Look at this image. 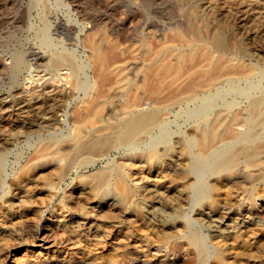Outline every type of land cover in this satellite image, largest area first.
<instances>
[{"label":"rangeland","instance_id":"rangeland-1","mask_svg":"<svg viewBox=\"0 0 264 264\" xmlns=\"http://www.w3.org/2000/svg\"><path fill=\"white\" fill-rule=\"evenodd\" d=\"M70 1L76 6L77 14L70 10L67 0H0V72L7 73L3 69L4 65H9V60L4 59L5 54L17 45L27 59V72L33 81L30 85L25 82L11 85L0 79V103L3 106L0 111V158L3 160L0 264H264V169L250 172L252 178L246 179L239 176L236 169L228 176L207 174L204 177L205 194L198 203L195 191L199 177L190 167L194 159L210 157L218 149H235L239 147L237 145L248 144L252 138L264 142L261 139L264 123L260 120L264 112L255 115L260 117L258 119L245 110L246 103L264 92V0H197L198 3L192 0L186 5L182 0ZM189 11L195 12L193 17L198 15L199 22L195 19L194 26L200 28L202 35L205 33L204 39L193 46L189 41L193 32L185 17ZM72 13L79 21L75 30L67 24L55 25L60 17L66 23L73 17ZM216 39L225 44V49L212 44ZM89 41L100 45V58L94 57ZM146 41L148 45L144 43ZM170 49H175V53ZM56 52H64L79 64L76 89L71 85L72 75L66 67L58 73L49 68L48 60ZM163 55L167 57L164 59ZM239 62L244 63L243 66ZM221 69L225 78L221 76ZM197 77L202 82H198ZM122 85L125 89L120 87ZM89 92L101 100L110 98L109 107L126 100L129 111L151 110L162 118L148 125L130 142L115 143L108 152L105 149V153L82 156L68 165L67 154L73 149L72 138L78 130L73 121L77 122L79 114L84 112ZM142 94L141 106H134V95L143 97ZM62 96L65 100L60 102L62 107L57 114H52L54 118L48 104L53 98L56 101ZM37 101H42L43 106L37 107L34 104ZM219 108L243 109V126L232 127L242 135L240 133L237 139L228 135V138L224 137L226 142L224 138L217 141L218 144L202 155L195 146L199 128ZM49 116L53 118L48 121ZM39 118H45L42 121H47L46 127L39 126ZM109 119L82 128V139L98 135L100 132L95 134L98 128L117 121L113 117ZM51 137L60 140V144L65 141L62 151L66 155L38 160L34 151L37 144ZM150 150L156 154L152 159L144 155ZM263 154H258L256 160L264 161ZM100 173H107L105 181L99 178ZM255 174L258 178L253 181ZM250 178L252 183H249ZM177 197L183 198L178 204ZM189 230L200 233L205 242L203 262H200L199 250L188 241Z\"/></svg>","mask_w":264,"mask_h":264},{"label":"bare ground","instance_id":"bare-ground-1","mask_svg":"<svg viewBox=\"0 0 264 264\" xmlns=\"http://www.w3.org/2000/svg\"><path fill=\"white\" fill-rule=\"evenodd\" d=\"M68 2H69V4H70V6H71V8L72 9H70V10H72L75 14H77V10H76V6L73 4V2L72 1H70V0H67ZM184 3H185V5H186V3L188 4L189 3V1H192V0H182ZM181 1V2H182ZM201 1V0H200ZM209 1V0H208ZM211 1V0H210ZM66 2V1H65ZM196 2H197V0H196ZM180 3V2H179ZM184 3H182V4H184ZM195 3V2H194ZM198 3V2H197ZM33 4V3H32ZM65 4H68V3H65ZM191 5H192V3H191ZM184 6V5H183ZM202 7H203V4L201 5ZM201 6H200V10H201ZM209 6H211V5H209ZM185 7V6H184ZM190 7V6H189ZM199 7V6H198ZM48 8V7H47ZM70 8V7H69ZM186 8V7H185ZM184 8V9H185ZM206 8V7H205ZM43 9H44V7H43ZM187 9V8H186ZM195 9H197V7L195 8ZM199 9V8H198ZM212 9V8H211ZM191 10L193 11V9L191 8ZM199 10V11H200ZM45 11H46V9H45ZM198 11V12H199ZM239 11V10H238ZM184 12V11H183ZM186 12H188V9H187V11ZM185 12V13H186ZM190 12V11H189ZM200 12H202V11H200ZM208 12V11H207ZM74 13H72L71 15L73 16L72 18H69L67 21H66V23L63 21V19L60 17V18H58V21H56V23H55V25L56 26H58L59 24H62V25H64V24H67V25H69V27L71 28V29H73V30H75V27L77 26V25H75V24H78V20L76 19V15L74 14ZM195 13V12H194ZM193 12H192V14H194ZM196 13H197V10H196ZM217 13V12H216ZM223 13V12H222ZM190 14H191V12L189 13V14H186L185 15V17L187 18V20H188V22H189V25H188V27L190 26L191 28H190V30H192V32H193V37L192 38H190L189 37V41H190V44L193 46V45H195L196 44V42H199V40H200V42H201V40H203L204 39V37L205 36H203V35H205V33L202 35V33L200 32V28L198 29V27H197V25H196V27L194 26V21H195V19L197 18V14H196V17H193V15L192 16H190ZM200 14V13H199ZM68 15V14H67ZM204 14H202L201 15V17L203 16ZM212 16V15H211ZM229 16V15H228ZM250 16V15H249ZM207 19V18H206ZM228 19V18H227ZM230 19V18H229ZM201 20V19H200ZM183 21H185V20H183ZM196 21H198L197 19H196ZM205 21V20H204ZM178 22V21H177ZM187 22V23H188ZM199 22V21H198ZM180 23H182L181 21H180ZM185 24H186V22H184ZM256 23V22H255ZM179 24V23H178ZM184 24V25H185ZM196 24H198V23H196ZM234 24V23H233ZM232 24V25H233ZM224 25V24H223ZM253 25V24H252ZM42 26V25H41ZM201 26H202V24H201ZM205 26V25H204ZM222 26V25H221ZM228 26V25H227ZM110 27V26H109ZM181 27V26H180ZM187 27V26H186ZM203 27V26H202ZM223 27V26H222ZM226 27V26H225ZM225 27L223 28V29H225ZM256 27V26H255ZM178 28V27H177ZM179 29V28H178ZM202 29V28H201ZM221 29V28H220ZM222 29V30H223ZM264 29V28H263ZM56 30V29H55ZM182 30H183V28H182ZM204 30V29H203ZM216 30V29H215ZM214 30V31H215ZM221 30V31H222ZM39 31V30H38ZM105 31H106V29H105ZM189 31V30H188ZM220 31V30H219ZM252 31V30H251ZM183 32V31H182ZM203 32V31H202ZM231 32V31H230ZM229 32V34H231ZM263 32V31H262ZM100 33V32H99ZM107 33V32H106ZM106 33H104V34H106ZM175 33V32H174ZM188 33V32H187ZM64 34V33H63ZM108 34V33H107ZM220 34H221V32H220ZM68 35V34H67ZM177 35V34H176ZM185 35V34H184ZM40 36V35H39ZM69 36V35H68ZM71 36V35H70ZM96 36V35H95ZM101 36V35H100ZM99 36V37H100ZM127 36V35H126ZM229 36V35H228ZM252 36V35H251ZM255 36V35H254ZM261 36H262V34H261ZM43 37H44V34H43ZM110 37V36H109ZM210 37V36H209ZM235 37H237V35L235 36ZM48 38H50V37H48ZM47 38V39H48ZM108 38V37H107ZM124 38V37H123ZM214 38V37H213ZM215 38H216V36H215ZM29 39V38H28ZM85 39V38H84ZM95 38L93 37V40H94ZM100 39H101V37H100ZM99 39V40H100ZM103 39V38H102ZM177 39H179V37L177 38ZM228 39H231V38H228ZM241 39V38H240ZM127 40V39H126ZM128 40H129V37H128ZM145 40H146V38H145ZM144 40V41H145ZM237 40V39H236ZM37 41V40H36ZM97 41V40H96ZM96 41L94 42L93 41V43L92 42H90L89 44H91L92 43V50L94 49V57H96V58H100L101 57V54L102 53H100V52H102L101 51V49H100V45H98L97 43H96ZM103 41V40H102ZM148 41V40H147ZM147 41L146 42H144V43H146L147 44ZM179 40H177V42H178ZM185 42H186V40H184ZM105 42H107V40L105 41ZM109 42V41H108ZM129 42V41H128ZM149 42V41H148ZM207 42V41H206ZM227 42H228V40H227ZM240 42V41H239ZM100 43V42H99ZM138 43H140V42H137V44ZM176 43V42H175ZM97 44V45H96ZM141 44V43H140ZM170 44V43H169ZM174 44V43H173ZM212 44H214L216 47H220V48H222V47H224V45L225 44H223L222 42H221V40L220 39H216L215 41L213 40V43ZM251 44V43H250ZM130 45V44H129ZM144 45V44H143ZM148 45V44H147ZM166 45V44H165ZM183 45L185 46L186 44H184L183 43ZM206 45V44H205ZM227 45H228V43H227ZM227 45H226V47H227ZM233 45H234V42H233ZM232 45V46H233ZM97 46L99 47V48H97ZM133 46H135V44L133 45ZM140 46H142V45H140ZM167 46V45H166ZM168 46H170V45H168ZM204 45H202L201 47H203ZM43 47V46H42ZM164 47V46H163ZM185 47H187V46H185ZM208 47H210V46H208ZM228 47H230V46H228ZM227 47V48H228ZM238 47V46H237ZM53 48V47H52ZM136 48V47H135ZM181 48V47H180ZM232 48H235V46H233ZM43 49V48H42ZM58 49V48H57ZM98 49H100V50H98ZM131 49V48H130ZM139 49H140V47H139ZM193 48H191V50H192ZM201 49V48H200ZM199 49V50H200ZM204 49H206V48H203V51H205ZM216 49V48H215ZM224 49H225V47H224ZM223 49V50H224ZM229 49V48H228ZM242 49V48H241ZM53 50V49H52ZM171 50V49H170ZM174 51H175V49H173ZM173 50H171L170 52L171 53H175V52H173ZM177 50V49H176ZM186 50V49H185ZM62 51V50H61ZM67 51V50H66ZM139 51V50H138ZM166 51V50H165ZM190 51V50H189ZM202 51V50H201ZM52 52V51H51ZM168 52H169V50H168ZM169 52V53H170ZM177 52V51H176ZM255 52V51H254ZM53 53V52H52ZM57 54H54V56L53 57H50L49 58V60H48V66H49V68L52 70V71H54V73H58L62 68H67L69 71H70V74L72 75V78L71 77H68V78H71V85H72V87L74 88L75 86H77V84H78V82H77V74H78V72H79V70H80V67H79V64L77 63V61L73 58V57H70V56H67L66 54H64V52L63 53H58V52H56ZM68 53V52H67ZM134 53H135V51H134ZM165 53L166 52H164V55H165ZM170 53V54H171ZM185 53V52H184ZM202 53V52H201ZM217 53V52H216ZM215 53V54H216ZM158 54V53H157ZM172 54V55H173ZM180 54V53H179ZM194 54H196V53H194ZM239 54V53H238ZM260 54V53H259ZM48 55H49V53H48ZM51 55V54H50ZM164 55H163V58L165 59L166 57H164ZM191 55V54H190ZM189 55V56H190ZM213 55V54H212ZM257 55V54H256ZM40 56V55H39ZM106 56V55H105ZM130 56V55H129ZM157 56V55H156ZM169 56V55H168ZM177 57L178 56H180V55H178V53H177V55H176ZM223 56V55H222ZM4 57V56H3ZM132 57V56H131ZM170 57V56H169ZM204 57H206V56H204ZM36 58V57H35ZM129 58V57H128ZM162 58V57H161ZM179 58V57H178ZM185 58V57H184ZM183 58V59H184ZM187 58V57H186ZM206 58H208V57H206ZM5 60H9V65L7 64V66L6 65H4L5 67H3V69L7 72V73H4V72H0V75L1 76H3V77H1L0 76V79H1V81H3V82H5V83H7V82H9L11 85H15V84H18V83H20V82H25V84L26 85H30L32 82L30 81L31 80V75L27 72L28 71V62H27V59L24 57V55H23V51L22 50H20L19 49V47L17 48V45H16V48H14L13 50L11 49L7 54H5V58H4ZM46 59V58H45ZM168 59V58H167ZM177 59V58H176ZM200 59V58H199ZM229 59V58H228ZM235 59H236V57H235ZM234 59V60H235ZM160 60V59H159ZM185 60V59H184ZM198 60V59H197ZM206 60V59H205ZM208 60V59H207ZM97 61H99V59L97 60ZM100 61H102V60H100ZM104 61V60H103ZM106 61V60H105ZM202 61V60H201ZM220 61V60H219ZM228 60H226L225 62H227ZM232 61V60H231ZM239 61V60H238ZM5 62V61H4ZM160 62V61H159ZM177 62V61H176ZM207 62H209V61H207ZM224 62V61H223ZM2 63H3V60H2ZM154 63V62H153ZM195 63V62H194ZM216 63V62H215ZM177 64V63H176ZM217 64V63H216ZM220 64V63H219ZM237 64V63H236ZM239 65H242V64H244V63H242V64H240V62L238 63ZM249 64V63H248ZM194 65V64H193ZM206 65V64H205ZM251 64H249L248 66H250ZM165 66V65H164ZM176 66V65H175ZM221 66H222V64H221ZM228 66V65H227ZM234 66H236V65H234ZM243 66V65H242ZM247 66V65H246ZM247 66V67H248ZM2 67V66H1ZM0 67V68H1ZM172 67H174V65L172 66ZM171 67V68H172ZM181 67V66H180ZM196 67H197V64H196ZM209 67V66H208ZM207 67V68H208ZM232 67V66H231ZM246 67V68H247ZM263 67V66H262ZM32 68V67H31ZM37 68V67H36ZM48 68V69H49ZM123 68V67H122ZM165 68V67H164ZM166 68H167V66H166ZM188 68H190V67H188ZM193 68V67H192ZM239 68H241L240 66H239ZM249 68V67H248ZM247 68V69H248ZM252 68V67H251ZM256 67H254V68H252V69H255ZM124 69V68H123ZM191 69V68H190ZM234 69H235V71H237V69L236 68H233L232 70L234 71ZM251 69V70H252ZM259 69V68H258ZM257 69V70H258ZM33 70V69H32ZM210 70V69H209ZM222 70V69H221ZM226 70H228V69H226ZM225 70V71H226ZM241 70H242V68H241ZM246 69L244 68V71H245ZM249 70V69H248ZM248 70H246V71H248ZM257 70H255V71H257ZM260 70V69H259ZM51 71V72H52ZM124 71H125V69H124ZM173 71V70H172ZM253 71V70H252ZM191 72V71H190ZM207 72V71H206ZM212 72V71H211ZM217 72H219V71H217ZM254 72V71H253ZM50 73V72H49ZM49 73H48V75H49ZM200 73H202V71L200 72ZM248 73H249V71H248ZM260 73V72H259ZM53 74V73H52ZM69 74V73H68ZM118 74H121V72L119 73L118 72ZM117 74V75H118ZM188 74V73H187ZM203 74V73H202ZM209 74H211L210 72H209ZM208 74V75H209ZM213 74V73H212ZM222 74H223V70H222V73H221V76H222ZM80 75V74H79ZM164 75V74H163ZM201 75V74H200ZM204 75H206V73L204 74ZM208 75L206 76V77H208ZM236 75V74H235ZM261 75V74H260ZM64 75H62V77H63ZM165 76V75H164ZM194 76V75H193ZM197 76H198V74H197ZM227 76V75H226ZM119 77H120V75H119ZM212 77V76H211ZM215 77V76H214ZM230 77V76H229ZM235 77V76H234ZM262 77V76H261ZM57 78H58V76H57ZM66 78V77H65ZM64 78V79H65ZM194 78H196V77H194ZM210 78V77H209ZM216 78V77H215ZM222 78H225V76L223 77L222 76ZM231 78V77H230ZM240 78V77H239ZM253 78V77H252ZM60 79V78H59ZM205 78H203V80H204ZM213 79V78H212ZM211 79V80H212ZM217 79H219V76H217ZM227 79V78H226ZM254 79V78H253ZM62 80V79H61ZM67 80V79H66ZM122 80H123V82L125 81L124 80V78H122ZM122 80H121V83H123L122 82ZM180 80V79H179ZM189 80V79H188ZM195 81H196V79H194ZM193 80V81H194ZM197 80H198V77H197ZM200 81H201V78L199 79ZM199 80H198V82H199ZM206 80V79H205ZM207 80H208V78H207ZM210 80V79H209ZM214 80V79H213ZM216 80V79H215ZM243 80V79H242ZM53 81V80H52ZM60 81V80H59ZM68 81V80H67ZM187 81V80H186ZM192 81V80H191ZM194 81V82H195ZM219 81V80H218ZM222 81H224V80H222ZM117 82V81H116ZM116 82H115V85H116ZM128 82V81H127ZM166 82H168V81H166ZM188 82V81H187ZM202 82V81H201ZM200 82V83H201ZM209 82V81H208ZM207 82V83H208ZM211 82V81H210ZM249 82V81H248ZM247 82V83H248ZM264 82V81H263ZM68 83H70L69 81H68ZM120 82H119V85L121 84ZM178 83V82H177ZM184 83V82H183ZM196 83V82H195ZM206 83V82H205ZM206 83V84H207ZM216 83V82H215ZM51 84V83H50ZM130 84H131V82H130ZM171 84V83H170ZM169 84V86L171 87V85ZM172 84H175V83H172ZM190 84H192V83H190ZM190 84H188V85H190ZM202 84H204V82L202 83ZM209 84V83H208ZM208 84H207V86H208ZM219 84V83H218ZM128 85V84H127ZM178 86V84H175V86ZM185 85H186V83H185ZM196 85H197V83H196ZM200 85V84H199ZM210 85V84H209ZM214 85V84H213ZM212 85V86H213ZM257 85V84H256ZM168 86V87H169ZM174 86V87H175ZM195 86V85H194ZM198 86V85H197ZM234 87H235V85H233ZM251 86V85H250ZM249 86V87H250ZM261 86V85H260ZM120 87H122L123 89H125L124 87H126L125 86V84H124V87H123V85L122 86H120ZM165 87V86H164ZM167 87V86H166ZM187 87V86H186ZM185 87V88H186ZM199 87H201V86H199ZM203 87H205V86H203ZM259 87V86H258ZM118 88V87H117ZM176 88V87H175ZM188 88V87H187ZM202 88V87H201ZM200 88V89H201ZM209 88H211V87H209ZM245 88V87H244ZM61 90H62V88H60ZM74 89H76V88H74ZM123 89H121V90H123ZM129 89H131L130 87H129ZM145 89V88H144ZM196 88H194V89H192V91H194ZM204 89H206V87L204 88ZM233 89V88H232ZM246 89H247V87H246ZM32 90V89H31ZM35 90V89H34ZM138 90V89H137ZM163 90V89H162ZM169 89H167V91H168ZM171 90V89H170ZM186 90V89H185ZM184 90V91H185ZM188 91L190 90V89H187ZM235 90L237 91V89L235 88ZM239 90H241V89H238V91ZM242 90H244L245 92H246V90L245 89H243L242 88ZM250 90V89H249ZM41 91V90H40ZM76 91V90H75ZM131 91V90H130ZM129 91V92H130ZM134 91V90H133ZM147 91V90H146ZM172 91V90H171ZM179 91V90H178ZM177 91V92H178ZM198 91V90H197ZM209 91V90H208ZM219 91V90H218ZM35 92V91H34ZM37 92V91H36ZM155 92V91H154ZM157 92V91H156ZM252 92V91H251ZM262 92V91H261ZM15 93V92H14ZM18 93V92H17ZM45 93V92H44ZM97 93V92H96ZM101 93V92H100ZM179 93V92H178ZM181 93H183V92H181ZM180 93V94H181ZM187 93H189V92H187ZM186 92H185V94H187ZM196 93V92H195ZM199 93H200V91H199ZM220 93V92H219ZM222 93V92H221ZM253 93H254V91H253ZM27 94V93H26ZM104 94V93H103ZM117 94H119V93H117ZM131 94H132V92H131ZM143 94H144V92H143ZM143 94H142V96H143ZM154 94V93H153ZM156 94V93H155ZM175 94L177 95V93L175 92ZM192 94H194L193 92L190 94L191 96H192ZM248 94V93H247ZM98 95V94H97ZM100 96H102L101 94H99ZM105 95V94H104ZM133 95V94H132ZM173 95V93H171V96ZM189 95V96H190ZM199 95V94H198ZM137 96V95H136ZM139 96V95H138ZM170 96V95H169ZM168 96V97H169ZM179 96H182V94L181 95H179ZM178 96V97H179ZM188 96V97H189ZM194 96V95H193ZM46 97V96H45ZM104 97V96H103ZM102 97V98H103ZM112 97V96H111ZM115 97V96H114ZM173 97V96H172ZM177 98V96H174V98ZM208 97V96H207ZM243 97V96H242ZM250 97V96H249ZM253 97V96H252ZM251 97V98H252ZM30 98V97H29ZM33 98V97H32ZM99 98V96H97L96 97V94H94V93H91V92H89L88 93V95L86 96V99H85V101L87 102V104L85 105V109H84V112L82 113L81 111H83V110H81L80 112L82 113L81 115L78 113L79 111L77 110V113L79 114V116H78V114L76 115V116H78V119H77V122L76 121H73V123L74 124H77L78 125V127H76L78 130V132L76 131V137L75 138H72V139H74V144H73V146L72 145H69V143H68V145L69 146H72L73 147V149H72V151L69 153L68 152V154H67V156H68V159H67V164L68 165H71V164H74L80 157H81V159H82V156H86V155H91V154H97V153H100V152H102L103 150L105 151V149H106V151L108 150V148L109 147H111L113 144H115V143H127V142H130L133 138H136L137 136H138V134L141 132V131H143V129H145V128H147V126L149 125L150 126V124H152V123H154V122H156L157 120H159V118H160V116L161 115H158L155 111H145V112H139V111H137L136 109H135V111H134V109H133V111H129V105H128V103H126V102H124V101H126V100H124L123 102H120V105L118 104L117 106H112V107H109L108 105H107V103H108V101H110V98H109V100H107L106 99V97H104L105 98V100L103 99V100H101V97H100V99H98ZM135 98H136V100H135ZM142 98H144V96L143 97H135V95H134V97H133V99L132 100H135L134 101V106L136 105V107H140L141 105V103H142V101H143V99ZM148 98V97H147ZM183 98H184V96H183ZM190 99L192 98V97H189ZM206 98V97H205ZM49 99V98H48ZM57 99V98H56ZM123 99V98H122ZM125 99V98H124ZM209 99V98H208ZM246 99V98H245ZM249 99V98H248ZM24 100V99H23ZM37 100V99H36ZM45 100H46V98H45ZM63 100H65V98H64V96H62L61 98H59V100H56V101H54V98H53V101L50 103V104H48V105H50V106H48L49 108H51L50 109V114L52 115V114H55L56 112H57V110L59 109V107L61 108L62 107V105L60 106V102L61 101H63ZM153 100H155V98L153 99ZM166 100H168V99H166ZM173 100H175V99H173ZM178 100V99H177ZM180 100V99H179ZM181 100H182V97H181ZM186 100H188L187 98H186ZM198 100H200V99H198ZM251 100V99H250ZM44 101V100H43ZM131 101V100H130ZM145 101V100H144ZM157 101V100H156ZM169 101V100H168ZM171 101V100H170ZM182 101H184V100H182ZM248 101V100H247ZM24 102V101H23ZM132 102V101H131ZM130 102V103H131ZM157 102H159V101H157ZM164 102H166V101H164ZM164 102H160V103H162V105H164L165 104V106H166V103H164ZM180 102V101H179ZM198 102V101H197ZM33 103V102H32ZM65 103V102H64ZM155 103V102H154ZM160 103H158V104H160ZM171 103H173V102H171ZM169 104V105H172V104ZM34 104H36L37 105V107L38 106H40L41 104H43V102L41 101H37V102H35ZM80 104V103H79ZM133 104V103H132ZM25 105V104H24ZM36 105H35V107H36ZM246 105H248V107L245 109L247 112H248V114L249 115H251L252 117L254 116V117H258V116H255V115H258V114H260V113H263L264 112V92L261 94V95H258L257 97H255V98H253L251 101H250V103L249 104H247L246 103ZM29 106V105H28ZM41 106H43V105H41ZM40 106V107H41ZM76 106V105H75ZM74 106V107H75ZM158 106H161V105H158ZM173 106H174V104H173ZM172 106V107H173ZM242 106V105H241ZM10 107V106H9ZM31 107H33V106H31ZM39 107V108H40ZM46 107V106H45ZM48 107H46V108H48ZM153 107V106H152ZM162 107V106H161ZM230 107V106H229ZM235 107H238V106H234V108ZM240 107V106H239ZM243 107V106H242ZM82 108V107H81ZM143 108V107H142ZM245 108V107H244ZM6 109V108H5ZM8 109V108H7ZM28 109V108H27ZM160 109V108H159ZM3 110V106H2V104L0 103V111H2ZM131 110V109H130ZM141 110V109H140ZM154 110V109H153ZM161 110V109H160ZM159 110V111H160ZM210 110H212V109H209L208 111H210ZM44 111H45V109H44ZM48 111V110H47ZM46 112V111H45ZM76 112V111H75ZM74 112V113H75ZM213 112V111H212ZM211 112V113H212ZM44 113V112H43ZM74 113H72V114H74ZM159 113V112H158ZM37 114H39V113H37ZM45 114V113H44ZM57 114V113H56ZM160 114V113H159ZM199 114V113H198ZM242 114H243V109H239V110H232V109H230V108H224V109H221V108H219V109H217V110H215L214 112H213V115L210 117V118H208L209 120L206 122H204V124L199 128L198 126V128H199V137H196V135L194 136V137H196V138H198L197 139V142H196V145H195V143H194V145L195 146H197V149L199 150V152L203 155L205 152H207V151H209L210 149H211V147L214 145V144H218V143H216L217 141H220V140H222L224 137H227L228 138V135L231 137V138H233V136H231V134L232 135H234V137L237 139V137L239 136V134L241 133V132H239L238 133V131H236V130H234L232 127L233 126H235V125H239L238 127L240 128V126H243L242 125V120H244L243 119V117H242ZM41 115H42V113H41ZM40 115V116H41ZM48 115V114H47ZM166 115V114H165ZM263 116H261V123H264V114H262ZM0 116H2V115H0ZM35 116H37L36 114H35ZM34 116V117H35ZM39 116V115H38ZM38 116L36 117V118H38ZM46 116V115H45ZM44 116V117H45ZM53 116V115H52ZM52 116H49L48 117V121L49 120H52V118L54 117H52ZM196 116V115H195ZM34 117H33V119H34ZM111 117H113V118H115V119H117V121L115 122V124H113V125H109L108 123H106L105 124V126H104V128H103V126H102V128L104 129V130H101V129H97V132H95V131H93L92 133H94L95 132V134H97V133H99L98 135H94L93 134V136L91 135L90 137H88V138H86L85 136V138L86 139H82V135H81V132H80V130H82L83 131V129L82 128H88V124L89 125H93L94 123H96L97 121H98V123H104V122H106V120L105 121H101V120H104V119H109V118H111ZM208 117V116H207ZM248 117V116H247ZM246 117V118H247ZM1 118L2 117H0V126H1ZM35 118V119H36ZM55 118V117H54ZM162 118V117H161ZM160 118V119H161ZM199 118H200V116H199ZM260 117H258V119H259ZM33 119L31 120L32 122H34L33 121ZM34 119V120H35ZM43 119V118H42ZM42 119L41 118H39L38 120H37V123L39 124V126L40 127H42L47 121H42ZM45 119V118H44ZM43 119V120H44ZM206 119V118H205ZM257 119V120H258ZM74 120V119H73ZM110 121L112 120V119H109ZM254 120V119H253ZM256 120V121H257ZM259 120V121H260ZM99 121H101V122H99ZM108 121V120H107ZM113 121H115L114 119H113ZM199 121V120H198ZM197 121V122H198ZM202 121H204V120H202ZM246 122H247V119L245 120ZM256 121H255V123H256ZM48 123H51V122H48ZM112 123V122H111ZM110 123V124H111ZM249 123H251V122H249ZM10 124V123H9ZM35 124V123H34ZM37 124V125H38ZM195 124V123H194ZM200 124V123H199ZM243 124H245V123H243ZM253 124H254V122H253ZM32 125V124H31ZM100 125V124H99ZM246 125V124H245ZM248 125V124H247ZM255 125V124H254ZM34 126H36V125H34ZM39 126H38V128H39ZM45 126V125H44ZM48 126V125H47ZM94 126V125H93ZM152 126V125H151ZM196 126V124L194 125V127ZM249 126H251V124L249 125ZM46 127V126H45ZM99 127V126H98ZM157 127V126H156ZM236 127V126H235ZM248 127V126H247ZM255 127V126H254ZM258 127V126H257ZM257 127L256 128H254V132L256 133V130H257ZM262 127V126H261ZM37 128V127H36ZM74 128V127H73ZM86 128V129H87ZM91 129H92V127H90ZM237 128V127H236ZM238 128V129H239ZM243 128V127H242ZM241 128V129H242ZM245 128V127H244ZM249 128V127H248ZM252 128V127H251ZM75 129V128H74ZM148 129H149V127H148ZM256 129V130H255ZM46 130V129H45ZM94 130H96V129H94ZM233 130V131H232ZM240 130V129H239ZM252 130H253V128H252ZM252 130L250 131V132H252ZM37 131V130H36ZM74 131V130H73ZM86 131V130H85ZM85 131H84V133H85ZM150 131H152V130H150ZM236 131V132H235ZM245 131V130H244ZM243 132V131H242ZM246 132H247V130H246ZM144 133H146V131L144 132ZM261 133H264V131L262 132L261 131ZM70 134H71V132H70ZM69 134V135H70ZM3 135V134H2ZM68 135V136H69ZM241 135H242V133H241ZM252 135V137H253V134H251ZM263 135V134H262ZM5 136V135H4ZM248 136H249V134H248ZM248 136H247V139H248ZM257 136V135H256ZM260 136V135H259ZM3 137V136H2ZM8 137V136H7ZM67 137V136H66ZM70 137V136H69ZM141 138H142V140H143V137H142V135L140 136ZM246 137V136H245ZM258 137V136H257ZM261 137V136H260ZM259 137V138H260ZM226 138V139H227ZM264 139V136L263 137H261V139ZM71 139V140H72ZM137 139H139V140H141L140 138H137ZM246 139V138H245ZM256 138H252V139H250L249 141V143L248 144H245V145H242V146H240V145H237V146H239L238 148H236L235 146V149H232V148H221V149H218L217 151H215L214 152V155H211L210 157L208 156L207 158H204V156H203V158H196V159H194L192 162H191V168L193 169V171L197 174V176L199 177V181H198V184H197V187H196V191H195V197L197 198V202L198 201H201V199L203 198V196H204V194H205V190H206V185H205V182H204V177L208 174L209 175V173H213V174H217V175H229V174H232L233 172H234V170L236 169V173H237V171L239 172V176H242V178H249L248 176H250L251 178H252V171H260V170H263L264 169V161H258V159L259 158H257V160H256V157L257 156H259L258 154H262V153H264V142H263V140H262V142H257L256 140H255ZM1 140V139H0ZM9 140V139H8ZM15 140V139H14ZM69 140V139H68ZM224 140H225V138H224ZM232 141H233V139H231ZM258 140V139H257ZM229 141V140H228ZM65 141H63L62 142V144H60V140H58L57 138H55V137H51V138H47V139H45V140H41V142L39 143V144H37V148L34 150L35 151V153H36V156H37V159L38 160H44V159H47L48 157H62V156H65L66 155V153H63L64 151H62L64 148H63V146H65V143H64ZM69 142V141H68ZM133 142H135V141H133ZM225 142H226V140H225ZM243 142H244V140H243ZM242 142V143H243ZM63 143H64V145H63ZM71 143H73V142H71ZM228 143V142H227ZM235 143V142H234ZM66 144H67V142H66ZM221 144H222V141H221ZM236 144V143H235ZM238 144H240L239 142H238ZM5 146V145H4ZM2 147V146H1ZM65 148H67V146L65 147ZM112 148V147H111ZM110 148V149H111ZM180 148L181 147H179V150H180ZM196 148V147H195ZM71 149V148H70ZM214 149V148H213ZM65 150V149H64ZM131 150V149H130ZM183 150V149H182ZM103 151V153H105ZM110 151V150H109ZM128 151V150H127ZM108 152V151H107ZM35 153L33 154V155H35ZM165 153V152H164ZM176 153V152H175ZM128 154V153H127ZM177 154V153H176ZM93 155V156H94ZM145 155V157L146 158H153V157H155L156 156V154H155V152H154V150H150L149 152H147L146 154H144ZM181 155V154H180ZM205 155V154H204ZM30 156H31V154H30ZM99 156V155H98ZM185 156V155H184ZM187 156V155H186ZM207 156V155H206ZM263 156H264V154H263ZM88 157V156H87ZM86 157V158H87ZM182 157V156H181ZM180 157V158H181ZM190 157V156H189ZM29 158V157H28ZM31 158V157H30ZM33 158V157H32ZM66 158V157H65ZM89 158V157H88ZM180 158H179V160H180ZM184 158V157H183ZM186 158V157H185ZM260 158H262L263 159V157H260ZM121 159V158H120ZM129 159V158H128ZM176 159V158H175ZM182 159V158H181ZM29 160V159H28ZM35 160V159H34ZM37 160V161H38ZM64 160V159H63ZM84 160V159H83ZM130 160V159H129ZM187 160V159H186ZM261 160V159H260ZM37 161H35V162H37ZM146 161V160H145ZM170 161V160H169ZM32 162V161H31ZM43 162V161H42ZM168 162V161H167ZM181 162H183V164H185V162L184 161H182L181 160ZM187 162H188V160H187ZM28 163V162H27ZM26 163V164H27ZM65 163V161L64 162H62V164H64ZM80 163V162H79ZM169 163V162H168ZM178 165L180 164V162L178 161V162H176ZM77 165V164H76ZM169 165V164H168ZM64 167V166H63ZM31 168V167H30ZM65 168V167H64ZM115 168V167H114ZM169 168V167H168ZM23 169V168H22ZM21 169V170H22ZM60 169V168H59ZM24 170H25V168H24ZM112 170V169H111ZM183 170V169H182ZM251 172V173H250ZM264 172V171H263ZM109 173H110V171H109ZM116 173V172H115ZM119 173V172H118ZM254 173H256V172H254ZM2 174H3V160L0 158V183H1V180H2ZM98 174V173H97ZM250 174V175H249ZM94 175V174H93ZM112 175H114V174H112ZM117 175H120V174H117ZM257 174H255V177H254V179L257 177L256 176ZM259 175V174H258ZM86 176V175H85ZM91 176V175H90ZM99 178L102 180V181H105L107 178V173H100L99 175ZM115 176V175H114ZM236 176H237V174H236ZM83 177V176H82ZM81 177V178H82ZM98 178V177H97ZM209 178V177H208ZM226 178H228V177H226ZM242 178H241V181H242ZM251 178H250V181L251 182H249V183H252V180H251ZM258 178V177H257ZM256 178V179H257ZM260 178H261V175H260ZM228 179H230L229 181H231V178H228ZM253 179V181H256V179L254 180ZM99 180V179H98ZM237 180V179H236ZM240 180V179H239ZM244 180V179H243ZM9 181V180H8ZM214 181V180H213ZM224 181V180H223ZM226 181V180H225ZM228 181V180H227ZM233 181V180H232ZM244 181H247V180H244ZM249 181V180H248ZM247 181V182H248ZM96 183H97V181H95ZM103 183H105V182H103ZM192 183V182H191ZM207 183H208V181H207ZM217 183V182H216ZM228 184V183H227ZM179 187H182V186H179ZM56 188H58V187H56ZM123 188H124V186H123ZM207 188H208V186H207ZM59 189V188H58ZM209 189V188H208ZM183 191V190H182ZM207 192V191H206ZM123 193V192H122ZM184 193V192H183ZM188 193H190V191H188ZM187 193V194H188ZM186 194V195H187ZM152 195V194H151ZM185 195V196H186ZM175 196V195H174ZM61 199V198H60ZM183 198L182 197H177L176 198V200H177V204L178 203H180V201L182 200ZM205 200V199H204ZM193 201V200H192ZM207 201V200H206ZM59 202V201H58ZM194 202V201H193ZM199 203V202H198ZM207 203V202H206ZM196 204V203H195ZM174 205V204H173ZM180 205V204H179ZM179 205H177V206H179ZM168 206V205H167ZM210 206V205H209ZM200 207V206H199ZM150 210V209H149ZM189 210V209H188ZM206 212V211H205ZM179 213V212H178ZM152 215V214H151ZM245 215V214H244ZM250 215V214H249ZM157 216V215H156ZM160 216V215H159ZM156 218H158V217H156ZM213 218V217H212ZM79 223V222H78ZM184 224V223H183ZM195 226V225H194ZM81 229V228H80ZM198 229V228H197ZM164 230V229H163ZM165 231V230H164ZM200 234V233H199ZM199 234L198 233H196L195 231H193V230H189L188 232H187V238H188V241H189V243H191L192 245H194L195 246V248H197L199 251H197V252H199L200 254H201V258H200V262H203L204 261V253H205V247L206 246H204V244H205V242L201 239V237L199 236ZM130 235V234H129ZM128 236V235H127ZM204 242V243H203ZM135 244V243H134ZM129 245V244H128ZM196 254V253H195ZM217 255H218V253H217ZM196 257V256H195ZM223 258V257H222ZM208 259V258H207ZM195 261V260H194ZM199 262V261H198ZM189 263V262H188ZM196 264V263H195ZM203 264V263H202Z\"/></svg>","mask_w":264,"mask_h":264}]
</instances>
